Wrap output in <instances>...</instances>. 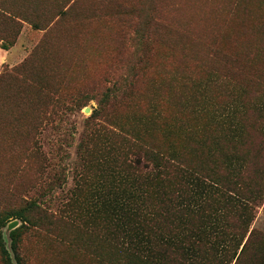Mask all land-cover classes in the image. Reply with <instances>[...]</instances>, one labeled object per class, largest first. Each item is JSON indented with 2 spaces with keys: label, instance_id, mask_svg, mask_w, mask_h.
<instances>
[{
  "label": "rangeland",
  "instance_id": "rangeland-1",
  "mask_svg": "<svg viewBox=\"0 0 264 264\" xmlns=\"http://www.w3.org/2000/svg\"><path fill=\"white\" fill-rule=\"evenodd\" d=\"M40 1L46 10L45 18L56 17L52 25L38 29L21 20L15 44L3 48L0 43V78L3 77L0 84V216L35 203L39 209L29 212V218L43 222L48 217L52 223L31 225L23 219L10 218L2 229L4 241L13 264H17V259L12 233L19 228L22 232L19 252L26 264H109L98 243V238L113 240L103 211L114 199L110 195L120 192V178L114 174L115 163L127 155L131 146L130 136L97 112L105 94L123 85L130 64L135 61L140 17L149 14L156 21L171 24L174 30L182 32L184 44L198 38L207 44L197 47L191 43L188 50L176 48L174 31L165 33L167 44L163 42L164 36L157 39L159 42L153 40L147 67L154 86L147 89L137 79V93L131 101L123 100L128 89L127 85L123 86L122 91L113 93L118 102L114 103L113 97L106 110L125 123L132 112L145 110L147 99L158 91L160 122L171 125L175 133L177 128L185 123L193 124L199 117L193 108L186 106L188 102L194 107L199 100H213V97L217 101V97L226 94L216 90L218 84L226 82L221 76L228 65L226 57H236L238 63L233 64L236 70L244 65L245 54L259 55L257 68L264 71V53L256 50L264 46V37L259 33L264 19L258 22L262 17H255L251 23L257 26L255 31L240 34L242 20H249L247 13L255 9L254 15L264 13V0H241L238 18L231 12L233 0ZM128 6H134L137 13L127 14ZM63 11L70 14L63 17ZM212 46L221 55L220 75L210 72L215 68L210 61ZM138 62L139 68L145 67L139 59ZM206 71L208 74L203 75ZM184 79L192 85L186 94L182 91L186 88ZM206 81L211 87L206 86ZM38 82L49 86L40 92ZM238 84L233 81L229 86L235 88ZM246 84L243 86L247 88ZM209 89V95H203ZM52 99L59 103L55 109L47 107ZM244 100L250 105L255 103L253 96L247 95ZM184 106L186 109H182ZM40 107L47 113V120L37 127ZM256 111L250 109L248 121L252 125L258 117L254 114ZM258 124L264 129V120ZM104 128L115 136H106ZM191 128L195 126L190 125L187 137L193 138ZM255 128L250 130L248 142L252 141L246 146L234 147L220 139L217 144L209 142L208 149L225 153V158L233 160L238 171L250 170L243 174V182L249 186L250 194L263 196L264 135L261 132L260 140L257 135L260 131ZM188 141L193 151L201 146L193 145L191 138ZM203 147L206 146L202 144L199 149L204 151ZM248 152L251 155L245 156ZM219 155L216 159L223 160ZM128 174L133 176L131 166ZM263 206L254 212L251 230L255 229L259 236L253 239L245 257L252 264H257L264 246ZM15 221L17 228L9 230ZM74 237L81 238L78 244L70 242ZM212 240L218 243V239ZM219 243L223 245V239ZM223 254L219 253L214 261H225ZM224 261L220 262L224 264ZM0 264H3L1 256Z\"/></svg>",
  "mask_w": 264,
  "mask_h": 264
},
{
  "label": "trees",
  "instance_id": "trees-1",
  "mask_svg": "<svg viewBox=\"0 0 264 264\" xmlns=\"http://www.w3.org/2000/svg\"><path fill=\"white\" fill-rule=\"evenodd\" d=\"M69 2L67 1V4ZM240 4L241 0H233L231 4L232 15L237 14V18ZM42 6L40 0H0V43H3V48H9L15 44L21 31V20L32 23L38 29H47L52 25L56 17L46 19V10ZM127 8L130 9L127 14L137 13L134 6ZM255 13L256 9L253 13L246 14L248 22L242 20L241 35L246 31H255L257 26L251 24L255 17H262L258 22L264 19V13L254 15ZM69 14L70 12H62L63 17ZM140 22L136 37L139 46L133 54L135 61L130 64L123 85L105 94L100 102V111L97 112L101 117H107L110 122L119 125L123 134L126 132L130 136L131 146V149L127 150V155L115 163L114 174L120 178L118 188L120 192L110 195L114 196V199L108 202L104 211L102 210L108 218L109 237L113 240L105 241L98 238V243L108 257L106 260L109 264H222L224 260L219 259L222 263L214 261L218 259V254L221 252H224L223 257L226 258L224 264H232L234 260H237L236 264H252V261L246 262L245 257L254 242L253 239L259 236L256 235L255 229L251 230V227L256 208L264 205V195L249 193V186L243 182V177L250 170L246 171L243 168L238 171L235 169L237 167L233 160L226 159L225 153L219 152V149H208V144L209 142L217 144L222 139L227 145L246 146L250 130L255 127L260 131L257 134L259 139H262L264 129L258 123L264 120L262 83L264 71L257 68V63L260 61L257 58L259 55L253 57L251 54H245L244 65L236 70L233 67V64L238 63L236 57H226L228 65L224 76L221 75L226 82L222 81L216 87V90H219L218 93L222 91L226 94L217 97V101L213 97L214 101L199 100L194 107L188 102L186 106L189 109L193 108L194 113L199 117L193 124L185 123L180 126L175 133L171 125L160 122L162 114L159 113L157 106L158 91L147 99L149 108L146 106L143 111H134L126 118L125 123L120 122L113 113H108L106 108L115 97L114 94L122 91L123 86L126 85L128 89L124 91L123 100L130 102L137 93L135 92L139 82L137 79L147 89L154 86V81L148 75L149 67H147L153 40L156 41L164 36L163 42L167 44L168 35L166 36L165 33L173 34L174 31L173 43L176 48L188 50V46H192L193 43L197 44V47L207 44L201 38L195 39L193 43L184 44L181 31L174 30L171 24L166 25L165 22L156 21L149 14L141 16ZM259 33L262 34L261 37H264V22L261 24ZM9 36L11 40L8 41ZM161 44L163 45L162 42ZM260 47L261 45L256 50L264 53V46L263 49ZM209 52H212L210 61L215 67V72H210L220 75L218 64L221 55L214 46ZM138 59L140 63L146 64L144 68H139ZM206 74L208 71L203 75ZM237 76L243 81L240 82ZM2 78H0V84ZM233 81L239 82L235 88L229 86ZM183 82L186 88L182 91L186 94V89L192 85L190 82L187 83L186 79ZM38 83L40 92L49 86L48 83ZM242 83H247L249 91ZM205 84L210 86L208 81ZM209 91L211 89L202 93L208 96ZM24 95L22 93V96ZM247 95L253 96L255 103L248 104L244 100ZM26 99L28 97H25ZM113 102H118L116 97ZM58 105V101L52 99L47 107L55 109ZM186 106L182 109H186ZM250 109L257 110L254 113L258 115L254 120V126L248 121ZM38 114L40 124L37 118L35 124L40 127L47 120V113L40 107ZM190 125L195 126L190 129L193 131L191 134L193 138L187 137ZM104 134L115 136L114 132L106 128H104ZM190 138L193 139V145L199 143L201 145L199 148L202 144L207 148L203 147L205 150L201 151L193 146L195 147L193 151L189 147L191 142H187ZM251 141L252 139L248 143ZM36 154H39L37 149ZM218 154L223 160L216 159ZM246 155L250 156L251 153L248 152ZM130 166L133 176L128 174ZM38 209L34 203L30 204L29 208L0 216V256L3 264H13L2 232L6 222L15 217L31 225L51 224L52 221L48 217H45L46 221L43 222H33L29 218L28 213ZM12 238L17 264H26L19 252L22 239L20 228L12 233ZM213 238L218 239V243L213 242ZM80 239L74 237L70 242L78 244ZM220 239H223V245L219 243ZM105 244L108 246L105 247ZM262 247L263 251L260 252L257 264H264V246Z\"/></svg>",
  "mask_w": 264,
  "mask_h": 264
},
{
  "label": "water",
  "instance_id": "water-1",
  "mask_svg": "<svg viewBox=\"0 0 264 264\" xmlns=\"http://www.w3.org/2000/svg\"><path fill=\"white\" fill-rule=\"evenodd\" d=\"M17 226H18V222L15 221L12 224H10L8 228H9V230L12 231V230H15L17 228Z\"/></svg>",
  "mask_w": 264,
  "mask_h": 264
},
{
  "label": "crops",
  "instance_id": "crops-1",
  "mask_svg": "<svg viewBox=\"0 0 264 264\" xmlns=\"http://www.w3.org/2000/svg\"><path fill=\"white\" fill-rule=\"evenodd\" d=\"M263 210H264V206H263Z\"/></svg>",
  "mask_w": 264,
  "mask_h": 264
}]
</instances>
